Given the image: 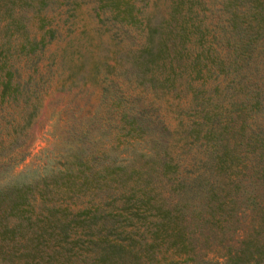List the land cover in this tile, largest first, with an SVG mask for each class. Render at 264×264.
<instances>
[{"label": "rangeland", "instance_id": "rangeland-1", "mask_svg": "<svg viewBox=\"0 0 264 264\" xmlns=\"http://www.w3.org/2000/svg\"><path fill=\"white\" fill-rule=\"evenodd\" d=\"M133 1L151 24L184 21L172 84L130 70L142 25L107 0H0L22 86L0 101V187L19 189L0 264H264V51L227 67L222 0ZM255 90L257 107L237 104Z\"/></svg>", "mask_w": 264, "mask_h": 264}, {"label": "trees", "instance_id": "trees-1", "mask_svg": "<svg viewBox=\"0 0 264 264\" xmlns=\"http://www.w3.org/2000/svg\"><path fill=\"white\" fill-rule=\"evenodd\" d=\"M108 4L111 5L114 9L117 10V13H121L119 16L120 23L124 24H137L140 23L142 28L140 42L137 48L132 52L130 70L134 72L136 76H145L147 73L150 77V80H157L161 82L165 80L168 84H172L176 76L180 74L177 65L179 61L183 60L185 57H189L190 52L187 51V48L184 47L183 33L182 29L183 20L179 22V29L170 26L169 23L165 25L162 22L151 24L148 20V17H144L143 14L138 16L134 9L141 11L139 5L135 4L133 0H124V8H120V0H107ZM264 0H222V8L225 11L224 18L226 19V29L222 34L225 35V41L229 45V60L226 62L228 68L234 67L237 74L240 73L238 68L245 65V62L249 60L252 50L257 49L258 52L264 51V11L263 8ZM144 17V20L142 19ZM174 18V16H172ZM175 19V18H174ZM176 20V19H175ZM185 25V24H184ZM186 27V26H185ZM193 36L201 37L202 29H200V24L198 22H193ZM203 52H206L203 51ZM201 51L195 52L188 62L200 63V55L203 53ZM206 57L210 60H213L215 64L224 65L225 62L219 60L217 62L215 58V53L208 52ZM232 57H234L232 59ZM241 61V62H240ZM205 63V61H204ZM198 70V69H197ZM199 71V70H198ZM157 72H161L163 77L160 79L156 75ZM19 70L16 66L9 63L7 58L4 57L0 59V101L4 100V96L8 95L12 98L16 97V93L20 91L21 87L18 80L17 83L11 82V77L13 74L18 75ZM24 87L25 84L22 83ZM237 87L242 88L241 80L238 79ZM243 90V89H242ZM261 96L258 90H255L254 93L245 91V96L240 98L237 102L238 105L244 107H257L261 103ZM232 103H235L233 100ZM122 116H128L125 119L130 125L135 123V114L128 108L121 109ZM126 110L128 112L126 113ZM228 109H225L227 111ZM210 117L213 118L210 113ZM216 114L214 115V119ZM230 119H234L232 116ZM229 119V120H230ZM137 124V123H136ZM245 125V119L242 118L240 123L237 126H230L228 133L230 136L232 134H243V126ZM223 147V149H221ZM220 148L219 157H224L223 153L227 151L228 155L230 151L223 144ZM17 185H10L9 183L5 186L0 187V203L3 202V206L0 205V221L7 212V208L13 207L15 198L18 197ZM16 187V188H15ZM15 193V194H14ZM5 227H7L5 223ZM240 261L239 256H231V262L238 263Z\"/></svg>", "mask_w": 264, "mask_h": 264}]
</instances>
